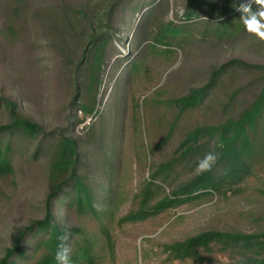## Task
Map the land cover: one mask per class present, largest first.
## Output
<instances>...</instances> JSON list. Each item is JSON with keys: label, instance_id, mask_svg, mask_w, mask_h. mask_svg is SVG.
I'll use <instances>...</instances> for the list:
<instances>
[{"label": "trees", "instance_id": "obj_1", "mask_svg": "<svg viewBox=\"0 0 264 264\" xmlns=\"http://www.w3.org/2000/svg\"><path fill=\"white\" fill-rule=\"evenodd\" d=\"M247 2L6 0L5 35L42 33L67 95L61 125L51 130L19 100L0 97V197L24 169L42 172L46 184L38 216L3 247L0 264H57L63 235L70 264L114 260L124 235L136 264L138 238L162 228L173 209L206 204L212 213L197 233L143 239L157 252L155 264H264V62L186 60L173 68L192 49L214 52L243 39L238 9ZM177 8L183 15L169 20ZM206 153L216 163L197 172ZM146 224L156 229L136 234Z\"/></svg>", "mask_w": 264, "mask_h": 264}, {"label": "rangeland", "instance_id": "obj_2", "mask_svg": "<svg viewBox=\"0 0 264 264\" xmlns=\"http://www.w3.org/2000/svg\"><path fill=\"white\" fill-rule=\"evenodd\" d=\"M39 3H49L50 1L60 0H37ZM69 2L83 5L94 0H67ZM184 10L177 8L171 11L168 19L172 20L174 13L181 17ZM6 0H0V97L2 95L11 96L20 101L24 111L34 116L39 122H42L49 130L61 125V106L66 99V89L61 85L60 63L57 56L51 51L48 41L42 33L34 29H25L20 39L11 40L4 33L6 24ZM132 34L128 36L124 45H120L121 51L129 53ZM125 46V47H124ZM264 48V42L256 37L246 34L238 43L218 49L214 52L198 47L180 55L178 62L173 68L187 61H200L203 65L224 62L231 58H242L250 62H264V51L258 48ZM126 48V49H125ZM166 72L163 78H166ZM107 80H104L102 93ZM100 94V96L102 95ZM111 93V87L106 90L104 96L100 99L105 101ZM103 101V102H104ZM82 118V113H78ZM6 121V116L0 112V123ZM90 122L87 119L85 123L78 125L75 130L82 133L86 124ZM43 168L45 162L42 161ZM148 170L145 176H148ZM143 175L137 172L136 180L139 181ZM136 181V182H137ZM46 190V184L43 173L31 169H24L19 172L18 184L15 188L8 187L7 195L0 197V256L3 247L8 246L16 231L38 216V205L43 198ZM128 208V204L123 211ZM211 210L208 205L197 207L181 206L173 209L169 213L168 222L152 235H143L135 242L136 264H147L142 261L143 239L156 238L157 241L179 238L186 235H192L202 230L210 218ZM171 222H174L172 229L168 234L160 237V232ZM156 226L146 224L140 231L146 234L148 231H154ZM121 243L118 245L116 258L114 260L107 257L104 264H134L131 259V246L133 241L126 235L120 237ZM149 245V244H148ZM130 247V248H129ZM146 248L150 255L148 264H155L152 258L156 256V250L152 243ZM159 254V252H158Z\"/></svg>", "mask_w": 264, "mask_h": 264}, {"label": "clouds", "instance_id": "obj_3", "mask_svg": "<svg viewBox=\"0 0 264 264\" xmlns=\"http://www.w3.org/2000/svg\"><path fill=\"white\" fill-rule=\"evenodd\" d=\"M253 0H248L247 3H242L239 6V11L242 13L240 20L244 25L245 31L259 41L264 42V0H254L258 8L252 10ZM217 156L215 153H206L205 156L198 162L197 172L210 171L216 163ZM60 243L55 252V260L57 264H70L72 248L67 243L68 236L59 237Z\"/></svg>", "mask_w": 264, "mask_h": 264}]
</instances>
